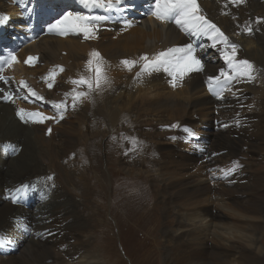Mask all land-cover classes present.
Wrapping results in <instances>:
<instances>
[{
  "label": "bare ground",
  "instance_id": "1",
  "mask_svg": "<svg viewBox=\"0 0 264 264\" xmlns=\"http://www.w3.org/2000/svg\"><path fill=\"white\" fill-rule=\"evenodd\" d=\"M125 2L126 4L123 5ZM197 3L200 14L215 23L228 37L229 43H235L238 46L237 58L246 60L248 58L249 62L256 64L254 67L257 71L254 74V80L248 81L245 78L232 80L228 85L218 87L219 97L207 95L209 84L207 82L202 83L204 78L201 74L197 75L196 72H190L183 78L177 77L174 81L172 75L164 70V66L150 72L141 70L143 61L140 60V57L147 55L152 59L161 51H167L171 48H187L191 45L193 53L201 60L203 67H207L205 69H207L208 79L219 76L221 70L232 73L224 58L225 45L223 43L213 41L210 36L203 33L194 34L191 31H186L177 25L174 19L164 22L157 20L153 15L151 16L153 9L148 10L154 8L155 0H120L119 3L113 0L111 8L107 6L103 8L85 6L81 0H0L1 65L10 60L9 54H14L13 51H8L7 47L15 46V41L20 40L21 37L19 32L27 30V25L33 26L35 22H38L40 25H35L34 28L38 29L39 34L42 33L38 37L39 39L36 38L32 42L31 48H27L21 53L15 52L16 62L8 65V67L11 66L8 68L11 69V73H21L20 75L26 77L31 75L30 80L32 82H35L36 79L41 89H46L50 81L45 79L48 76L44 77L45 74H39L36 69H34L37 71L36 73H27L30 66L27 68L21 64V60L24 62L29 57H36L38 59L31 62V65H34V62L46 63L48 61L54 68L58 67L60 74L58 78H61L62 75L64 85H66L65 82L77 80L81 76H94L93 72L87 70V62L89 59H93L95 64L96 58L91 56V53L95 51L100 54V62L107 77L106 83L102 82L100 88H94L91 91L86 86L79 87L77 85L75 92H85L87 95L78 98L75 102L72 99L70 104L67 103L66 108L63 109L66 114L70 111L71 115L74 114L68 117L75 118L74 122L70 121L69 126L64 128L67 124L60 116L51 122L45 121L44 124L48 123L49 128L50 125L58 124L57 127H51L54 130L50 128L51 133L46 126L42 128L31 120H22L20 117H16L10 105L0 104V167L2 166L0 169V198L2 201V197H4L5 202H7L4 204L0 202V264H58L64 262L66 264H91L94 254L85 250L89 242L84 236L88 229L75 216L74 212L77 211L76 213H78V210L81 209L77 208L76 204H71L72 196H70L73 191L69 176L74 169L75 171L78 170V163L74 164L77 159L73 150L77 147V139L81 137L83 129L89 133V125L93 126V134L100 132L105 124L108 126L109 134H112L117 131L115 126L122 125V121H125L127 128L138 131L137 128H142L139 125L141 120L143 121L146 117L149 120L151 115H156L153 118L158 123L156 124L155 120L150 122L149 131L147 130L150 135L145 137L157 142L162 140L161 142L170 143L167 146L160 144L151 149L150 152L151 158L162 161L161 163L156 160L157 163L160 162L159 165L161 164L159 168L161 173L168 177V180L163 181L164 187L161 191L164 196L171 198H167V205L170 207L171 204L179 203L186 198L192 201L199 194L200 197L202 195L208 196V203L203 205L201 214L196 212L195 214L192 213L190 218L187 217L188 228L181 231L191 232L199 223V227L196 229L197 237L194 239V246H196V251L193 252L194 255L192 254L194 258H202L206 254H210L220 261H223L224 258L226 262L227 250L225 247L209 246L208 243L198 246V244L204 243V239L210 234L224 237V244L241 243L239 246L244 244V239L240 237L238 231H228L218 225L217 221L226 218L224 210L221 208L212 209L213 205L211 204L213 202L211 204L209 202L211 200L210 193H205V190L211 188L209 182L202 184L198 189L195 185L191 186V178H194L191 171L199 172L198 165H200L201 170H206L213 167L212 164L216 166L219 161L227 160L228 156L236 158L239 152L248 157L253 155L254 162L260 160L261 164H264V22L257 23L258 19L264 20V0H244L239 5L232 3V0H197ZM45 7L48 8L47 19H37V15L45 14ZM145 8L146 11H143ZM40 9L42 10L41 13L38 12ZM58 12L60 15L54 17ZM68 12H72L74 15L78 13L80 15L106 16L108 19L93 21L97 30L88 39H85L83 33L68 32L66 34L67 43L64 41L66 39L55 38L64 35H60L57 31L50 32L49 29ZM24 17L26 18L24 19ZM125 19L126 22L120 23ZM47 23L49 25L48 32L45 30ZM39 27L42 28L41 32ZM248 27L253 29L251 34L246 31ZM106 30L108 32H103ZM43 33L47 34L44 36ZM189 33L190 36H188ZM102 35L103 37L99 38ZM4 39L7 42H4ZM192 41L196 43L195 46ZM214 44L215 46H213ZM228 50L230 51V49ZM125 59L137 61L136 66L131 71L121 63ZM5 67L7 68V66ZM39 68L37 67V69ZM61 68L63 71H60ZM15 81L18 80L12 81L10 78L4 77V80H0V85H3L6 92L10 91L17 95L19 85L22 83L18 81L15 84ZM212 81L215 83L214 80ZM174 84L175 86H173ZM25 85L27 84H23V90L20 91L15 100L21 103L28 101L27 103L31 104L34 99L30 96L34 90H31L28 85L25 87ZM52 90L54 93L49 90L51 94L48 93L47 97L40 99L44 101V105L32 104L37 105L42 110L44 106L50 107L51 103H61V101L55 100L60 95L66 94V98H72L75 95L74 89L69 85L63 88L55 86ZM174 91L176 92L175 95ZM153 92L154 95L151 94ZM53 94H55V98L52 97ZM22 95L25 97L21 98ZM147 97L150 98L147 99ZM58 99L60 100V98ZM207 105L213 106V108L218 106L222 113L224 111L226 113L229 108L232 111L231 115L219 117L221 121L216 125L214 131H210V125L206 123L200 126L196 124V127L191 125L190 111L200 110ZM224 106H229V108L225 110L222 108ZM130 108L134 110L132 114L129 112ZM49 111V115H53L54 108ZM135 111L142 112V115L137 113L134 123H130L133 114L136 113ZM164 114H167L169 119L167 117L165 120ZM75 122L79 125L76 126ZM188 133H191V139ZM58 139L59 144L56 147ZM175 140L176 142H174ZM201 144L210 145L209 147L217 154L216 160L211 161V164H205L210 158V153ZM14 145L22 152L18 157L12 159L8 157L7 152ZM32 147L36 150L31 151ZM222 153L226 155L220 158ZM69 160H73L74 163L73 161V164L69 163ZM58 161L62 163L58 164ZM8 168L10 171H20L21 174L13 177L12 173H7ZM159 170L154 171L159 172ZM256 170L259 172L256 178L258 180L262 178L264 168L261 167ZM179 171L191 173L187 176L190 177L189 180L178 182L182 178L177 175ZM237 172L239 174L245 170H237ZM35 176L48 183L50 192H52V200L49 201L48 205L43 203L46 208L41 209L40 213L36 215L40 216V219L34 218V222L39 225V228L35 230V235L32 232L34 231L33 228L28 227L25 222H18L15 229L9 233L12 230L13 212L16 209L9 204L12 203L9 200L10 193L5 189L15 185L18 187L23 181L33 179ZM49 176L53 179L48 180L47 177ZM184 178H186L185 175ZM233 178V176L229 179L223 178L220 183L227 186ZM242 182L243 180L239 179V183ZM181 188H185V192H180ZM215 188L225 190L224 187L220 188L218 185ZM239 193L238 190L235 192L238 197L236 200H240ZM32 196L31 198H33ZM78 198L81 203L86 201V198L81 196ZM243 199L247 204L245 209L256 207L260 201L252 200L250 197ZM254 212L252 214H256ZM80 213L82 212L80 211ZM236 213L239 214L237 211ZM203 214L206 215L205 221L202 218L201 220L198 219ZM244 215L242 218H246ZM169 220L170 218H168ZM260 220L256 216L250 217V220L247 221V223L250 222L248 227L253 224L260 225ZM204 223L207 225L205 227L207 231L204 230ZM225 226L230 228L228 225ZM204 231L205 233H203ZM249 231L251 233L253 230L250 229ZM30 232H32V237L28 239L26 236ZM23 233H27V235L21 236L20 234ZM258 249L259 247L256 249L249 248L246 252L253 253L258 260ZM17 250L19 254L15 256L12 255L13 253L10 254V252ZM233 251L232 249L228 250V252ZM190 253H192V249L187 251V255Z\"/></svg>",
  "mask_w": 264,
  "mask_h": 264
},
{
  "label": "rangeland",
  "instance_id": "2",
  "mask_svg": "<svg viewBox=\"0 0 264 264\" xmlns=\"http://www.w3.org/2000/svg\"><path fill=\"white\" fill-rule=\"evenodd\" d=\"M125 4L126 2L123 3V5ZM151 9L154 8H149L148 10ZM45 10V14L42 13L37 15V19H47L46 14H48V8L45 7ZM143 11H146V8L143 9ZM38 12L41 13L42 10L40 9L38 10ZM59 15L60 14L58 12L55 14L54 17H57ZM25 18L26 17H24V19ZM35 25L38 26L40 24L38 22H35L33 26L27 25V30H25L24 32H19V34L21 35V37L19 38L21 42L20 40L15 41V46L12 48L7 47V50L13 51L14 54H16V51L21 53L23 50L25 51V49L31 48L33 46L32 42L36 40V38L39 39L38 37L42 34H39V31L37 29L38 35H33L32 31L34 30ZM48 26L49 25L47 23V27ZM39 29L41 32L42 28L39 27ZM152 31L153 29L151 30V32ZM103 32H108V30ZM123 32L125 34V30ZM43 35L45 36V33H43ZM188 36H190V33L188 34ZM66 37L67 35L57 36L55 38L64 40L66 39ZM102 37L103 35L99 38ZM64 41L68 43L67 39ZM4 42H7L6 39H4ZM192 43H194V46L196 45L194 41H192ZM14 54L11 53L9 54V56L12 57L14 56ZM22 62L23 60H21V64L24 67L30 66V68L28 69L29 71H27V73H36L38 71L39 74H45L44 77L49 76L50 73H54V80L49 81V83L52 84V87L49 88L48 83L46 89L43 87V90L41 89L40 84L36 79L35 82H32L30 80L32 78L31 75H27L29 77H26L20 75L21 73H11V69H8L11 66L8 67L9 64L7 62H4L2 65L0 63V76L8 77L12 81L17 79L19 82L22 83L21 85H19L17 96L20 94V91L23 90V84L25 83L30 86L31 90H34L35 92L34 96H30V98L33 97L34 99L31 104L27 103L28 101H24L21 103L16 102L15 99H5L4 92H6V90L4 89L3 85H0V89L3 90L0 91V104L10 105L11 110L14 109L18 111L19 109L23 108L27 112H41L46 116L54 118L58 116H60L61 118L62 113L63 118L61 119L67 122H65V124L67 125H65L64 127L67 128L69 126L68 123L70 121L72 122L75 119L73 117L68 118L69 116L74 115H71V111L66 114L65 110L57 109L55 107L56 104L54 103H51L50 107H48V105L44 106L41 110L40 108H38L37 105L34 106L32 103L38 104L37 102L39 101L41 102L40 104L44 105V101L40 99L47 97L48 93H54L52 88H55V86H57V88H63L69 85L72 89H75L77 85H74L73 83L70 84L71 82H65L66 85H64V77L61 75V78H58V75H60L58 73V67L54 68L53 66H51L50 63H48V61L46 63L34 62V65H31V62ZM253 65L256 66V64ZM5 66H7V68ZM37 67L40 68L37 69ZM205 68L207 67H203L201 70L195 72L197 75L201 74L204 78L202 80V83L207 82L209 84V89L206 92L207 95L210 97L218 96V89L220 87L218 88V85L215 86L213 81H210L208 79V74L206 73L207 69ZM34 69H36L37 71ZM203 71L205 72L203 73ZM18 81H15V84H17L16 82ZM80 86L82 87L83 85ZM7 87L12 89L10 86ZM49 90L51 91V93ZM7 92L11 93L10 91ZM55 94L52 95L53 98H55ZM151 94L154 95V92ZM175 94L176 92L174 91V95ZM20 97H25V95H22ZM58 98H60V100ZM149 98L150 97H147V99ZM72 99L73 97L66 98L65 94L64 96L60 95V97H57L55 100L61 101L66 105L67 103L71 102ZM53 108V115H49V110ZM222 108L226 110L229 108V106H224ZM129 112L132 114L134 110L130 108ZM135 112L136 113L133 114V119H131L130 123H134L136 115H142V112ZM224 112L222 113V111L218 109V106L213 108V106L211 107L210 105H207L201 108L200 110H191V125L192 127H196V124L200 126L206 123L210 125V131H214L216 129V125L221 121L219 120V117H221L222 115L228 116L232 113L230 108L227 110L226 113ZM153 117H156V115H151L152 119L149 118L148 120V117H146L147 119L144 118L143 121L141 120V123L139 125L143 129L137 128L138 131H132L130 128H127V125H125L124 123L125 121H122V125L120 124L115 126V128H117V131L113 132L112 134H109L108 126L106 124L102 127L101 131L96 134H93L92 132L93 126L89 125V133L86 131V129H83L81 137H76L78 138V144L77 147L73 150L75 151L77 161L75 163L73 160L72 161L74 164L78 163L77 165L79 171H75L74 169L69 176V180L71 181L72 185L71 188L73 191L71 192L70 196H72L71 204H76V207L80 208V211L82 212L80 213L79 210L78 213H76L77 211L74 212L75 216L78 217L82 225L86 227V229H88L84 237L88 240L89 243L87 244V248H85V250L88 251V253L90 254L91 252H93L92 254H94L92 256L93 259L91 261V264H264V204L261 203H264V173L262 178L258 180L256 179L259 173L256 172L258 171L256 169H259L261 167L264 168V164H261L260 160L254 162L253 155H251V157H248L246 155H242L241 152H239L237 153L236 158L228 156L227 160L225 159L219 161L218 165L216 166L215 164H212L213 167L207 168L206 170H201V168H199L200 165H198L197 169L200 170L199 172L195 173V170L191 171L192 176H194V178H191V186L195 185V187H197L198 189L199 186H201L202 184H206V182H209L211 188L205 190V193H210L209 197L211 200H209V202L210 204L211 202H213V204H211L213 205L212 209L221 208L224 210V215L226 216V218L222 219L221 221H217L218 225H221L224 229H227L228 231H238L240 237L244 239V244L242 246H239L241 245V243H234L233 245H228L224 244V237L210 234L209 237H206L204 239V243L198 244V246L206 245L208 243L209 246L225 247V249L227 250V256L225 258L226 262L224 261V258L223 261H220L215 259L216 257L211 256L210 254H206V256L202 258H194L193 252L196 251V246H194V239L197 237L196 229L199 227V223L197 224L195 230L191 232L181 231L188 228L187 220L188 218H190L189 216L192 213L195 214L197 212V214H201L200 211L201 209H203V205H206V203H208V196L202 195L201 198L199 194V196H196L195 199H193L192 201L191 199L186 198L182 199L179 203L173 205L171 204L170 207L167 205V198H171H169V196H164L163 192L161 191L164 187L163 181L168 180V177H165V175H163V173H161V171L159 170L161 165H159V163H162V161L157 158H151L150 152L151 149L156 146H159L160 144H164L165 146H167L170 143L161 142L162 140H158L157 142L145 137L147 135H150V132L148 131L151 125L150 122L155 120V118ZM163 117L166 120L168 115L164 114ZM47 121L51 122V120ZM35 123L36 125L42 128L43 126L49 128L48 123L46 125L44 123ZM157 123L158 122H156V124ZM77 124L78 123L75 122L76 126ZM27 125L30 126L29 124ZM50 126L53 128L57 127L58 124L55 123ZM140 132L141 134H138ZM188 134L189 138L191 139V133ZM236 138H238V136ZM133 140H135V143H133ZM174 142H176V140ZM57 144H59V139L56 141V147ZM201 145L208 149V152L210 153V158L205 164H211V161L216 160L217 154L215 153V151H213L211 147H209L210 145ZM34 149L35 148L32 147L31 151L36 150ZM21 152L22 151L18 150L17 147H15L14 145L13 148L10 147L7 154H9V158L13 159L18 157ZM224 155L226 154L222 153L220 158ZM194 157L196 158V156ZM70 160L69 163H72V161ZM156 160H159L160 162L157 163ZM236 162L239 163L240 167L235 168L234 171L226 175L225 173H227L229 169L234 168ZM57 163L61 164L62 162L58 161ZM0 169H2V166L0 167ZM154 170H159V172H156ZM237 170H245V172H239L238 174ZM7 173H12L13 177H16V175L21 174L20 171H10L9 168ZM190 174L191 173L187 174L186 171H179L177 175L178 177L182 178H180L178 182L181 183L185 180H189L190 177L187 176H189ZM253 174L256 175L254 176ZM184 175L186 176V178H184ZM232 176L234 178L231 179V182H229L227 186L220 183L221 179H229ZM38 178V176H35L33 177V179L31 178L30 180L23 181L18 187L17 185H15L14 187H12L13 189L9 187L5 189L7 192L10 193V201H12L14 197L18 200L17 203H9L12 207L16 209V211L13 212L14 219L11 223L12 230H10L9 233H11L15 229V226L18 222H25L27 223L28 227L33 228L34 231L32 232H34V235L36 234L35 230L39 228V225L34 222V218L40 219V216L36 215L40 213L41 209L46 208L44 204L48 205L52 200V192H50L48 183H45L41 181L42 179ZM239 179H242L243 182L239 183ZM217 185L220 188L224 187L225 190H217L215 188ZM181 189L180 192H185V188ZM237 190L238 192H240V200H236L238 198L235 194ZM31 196L33 198H31ZM78 196L86 198V201H82L81 203ZM244 197H250L252 200L256 199V201L260 200L261 202L259 201V204H257L256 206L257 208L253 207L251 209H245V206L247 204L246 201H244L243 199ZM0 202H2L3 204L7 203L5 202L4 197H2V201L0 198ZM254 210L256 211L254 212ZM236 211L239 212V214L236 213ZM253 212L256 214H252ZM241 214L248 215H244L246 218H242ZM254 216L261 219L260 225L257 226L253 224L248 227L250 222H248V224L247 221L250 220V217ZM205 217L206 215L203 214L200 218L198 217V219L201 220L202 218V220H204ZM168 218H170L169 221ZM233 218L237 219L234 220ZM242 219L244 220L242 221ZM203 225L204 230H206V223H204ZM225 225H228L230 228H227V226ZM250 229L253 230L251 233L249 231ZM32 232H30L28 235L27 233H23L20 235L24 237L27 235L26 238L29 239L32 237ZM203 233H205V231ZM257 247H259L258 260H256V256L253 253L251 254L246 252L249 248L256 249ZM191 249L192 253L187 255V251ZM229 249H232L234 251L228 252ZM17 252L19 251L17 250L14 252H10V254L13 253L12 255L15 256L19 254ZM230 254L232 255L230 256ZM248 254H250V256H248ZM58 264L66 263L64 262Z\"/></svg>",
  "mask_w": 264,
  "mask_h": 264
},
{
  "label": "snow or ice",
  "instance_id": "3",
  "mask_svg": "<svg viewBox=\"0 0 264 264\" xmlns=\"http://www.w3.org/2000/svg\"><path fill=\"white\" fill-rule=\"evenodd\" d=\"M120 0H116L119 3ZM244 0H232L234 4H241ZM81 3L85 6L93 7H105L111 8L113 5V0H81ZM152 15L159 21L164 22L167 20L174 19L175 23L180 27L184 28L186 31H191L195 34L203 33L211 37L213 41H219L225 45L224 58L228 62L232 73L225 72L221 70L219 76L210 77V81L214 80L216 84L228 85L232 80L237 78H245L248 81L255 79L256 68L254 65L246 59H238V46L235 43H229L228 37L217 27L215 23L207 19L205 16L200 14V8L197 0H155L154 9ZM108 19L106 16H90V15H80L68 12L62 16L61 19L52 25L49 29L50 32L57 31L60 35H66L68 32L83 33L85 39L90 38L94 32L97 30V26L93 21H104ZM264 22V20H257V23ZM246 31L251 34L253 29L251 27L246 28ZM215 46V44L213 45ZM230 49V51L228 50ZM179 55H174V54ZM91 56L96 58L95 64L93 59L88 60V71L93 72L94 76L84 77L81 76L77 80H72L74 85H83L88 88L89 91L94 88L98 89L101 87L102 82H107V77L104 74L101 62L100 54L93 51ZM38 58L29 57L25 63H30ZM143 61L142 71L150 72L152 70H158L161 66H164V70L169 72L173 80L175 81L177 77L183 78L190 72L199 71L203 68L201 60L196 57L193 53L191 45L187 48H171L167 51L159 52L154 58L150 59L147 55L140 57ZM16 62V57L12 56L7 62L9 65ZM121 63L131 71L133 67L136 66L137 61L134 60H123ZM63 71V68L60 69ZM55 74L50 73L47 80H54ZM223 78V79H221ZM0 80H4L3 76H0ZM27 85H25L26 87ZM49 88L52 84L49 83ZM175 86V84L173 85ZM211 88V85H210ZM0 91H3L0 89ZM73 96V101L75 102L78 98L85 97L87 93L85 92H75ZM35 95V92L32 93ZM4 98L7 100H13V94L9 92H4ZM57 109H64L66 105L64 103H57L55 105ZM17 115L20 116L22 120H31L32 122L44 123L47 120H53L54 117L46 116L41 112H27L25 109L21 108L18 110ZM61 118L63 114L61 113ZM51 133V129H48ZM135 143V140H133ZM240 167L239 163L236 162L234 168L229 169L226 175L234 171L235 168ZM48 180H52L53 177H47ZM13 203H17L18 200L13 198Z\"/></svg>",
  "mask_w": 264,
  "mask_h": 264
}]
</instances>
